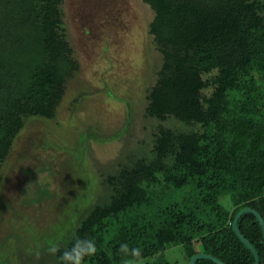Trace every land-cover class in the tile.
Returning <instances> with one entry per match:
<instances>
[{
	"label": "trees",
	"instance_id": "trees-1",
	"mask_svg": "<svg viewBox=\"0 0 264 264\" xmlns=\"http://www.w3.org/2000/svg\"><path fill=\"white\" fill-rule=\"evenodd\" d=\"M142 1L153 11L148 31L160 57L142 113L154 121L99 172L103 195L54 245L62 252L77 237L94 239L97 253L85 264H124L121 243L142 250L131 264H188L197 251L252 264L231 222L244 206L264 219V0ZM77 69L63 0H0V190L15 135L30 116L54 117ZM237 225L264 264L256 216L244 212ZM14 227L5 249L22 255L17 264H43L25 249L30 233ZM176 248L183 261L170 258ZM60 252L45 264H61Z\"/></svg>",
	"mask_w": 264,
	"mask_h": 264
},
{
	"label": "rangeland",
	"instance_id": "rangeland-1",
	"mask_svg": "<svg viewBox=\"0 0 264 264\" xmlns=\"http://www.w3.org/2000/svg\"><path fill=\"white\" fill-rule=\"evenodd\" d=\"M63 11L78 69L54 117L24 121L1 168L7 177L0 190V200L8 204L0 206V262L7 255L5 264L21 261L15 247L6 250L14 244L9 232L15 225L32 236L25 234L27 253L45 264L48 248L70 228L74 215L103 195L100 171L115 167L123 150L154 121L142 116L146 89L160 65L148 31L150 6L142 0H63ZM178 250L170 258L183 261Z\"/></svg>",
	"mask_w": 264,
	"mask_h": 264
},
{
	"label": "clouds",
	"instance_id": "clouds-1",
	"mask_svg": "<svg viewBox=\"0 0 264 264\" xmlns=\"http://www.w3.org/2000/svg\"><path fill=\"white\" fill-rule=\"evenodd\" d=\"M50 254L55 255L60 252L58 246H51L47 250ZM118 254H122L125 259L124 264H131L132 258H140L142 250L139 247L130 248L127 243H121L117 249ZM97 253V246L92 238L77 237L70 248H66L60 252L59 260L61 264H85L87 258Z\"/></svg>",
	"mask_w": 264,
	"mask_h": 264
},
{
	"label": "water",
	"instance_id": "water-1",
	"mask_svg": "<svg viewBox=\"0 0 264 264\" xmlns=\"http://www.w3.org/2000/svg\"><path fill=\"white\" fill-rule=\"evenodd\" d=\"M59 104H60V102L58 103V105L56 107V110H57V108H59ZM25 124H26V122L20 128V130L18 131V133L15 136H17L22 131V129L24 128ZM244 212H252L256 216V218L258 219V221L260 223V226H261V229H262V233H263V237H264V219H263L262 215L260 214V212L257 209H255L253 207H250V206H244V207L240 208L234 214V216L232 218V222H231L232 228L235 231V233L237 234V236L239 237V239L251 250V252L253 254V262H252V264H258L259 263L258 251L253 246V244L241 233V231L239 230V227L237 225L238 217ZM201 257L211 259L212 261H214L217 264H228V263L224 262L223 260H221L220 258H218L217 256H215V255H213L211 253H208V252H204V251H197L194 254H192L190 256L189 260H188V264H196L195 261L198 258H201Z\"/></svg>",
	"mask_w": 264,
	"mask_h": 264
}]
</instances>
